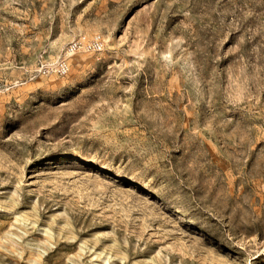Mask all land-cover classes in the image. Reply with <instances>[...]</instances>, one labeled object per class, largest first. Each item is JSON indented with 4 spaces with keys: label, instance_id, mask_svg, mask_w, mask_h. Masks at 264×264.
<instances>
[{
    "label": "rangeland",
    "instance_id": "obj_1",
    "mask_svg": "<svg viewBox=\"0 0 264 264\" xmlns=\"http://www.w3.org/2000/svg\"><path fill=\"white\" fill-rule=\"evenodd\" d=\"M0 264H264V0H0Z\"/></svg>",
    "mask_w": 264,
    "mask_h": 264
},
{
    "label": "built area",
    "instance_id": "obj_2",
    "mask_svg": "<svg viewBox=\"0 0 264 264\" xmlns=\"http://www.w3.org/2000/svg\"><path fill=\"white\" fill-rule=\"evenodd\" d=\"M100 44L101 43L99 41L95 42V45L97 48H100ZM77 48H78V44L71 45L69 48L70 52L68 53L72 54L73 52L77 50ZM46 71L49 73H56L60 76L67 75L69 71V65H68L67 59H62L60 63H58L56 66L48 67Z\"/></svg>",
    "mask_w": 264,
    "mask_h": 264
},
{
    "label": "bare ground",
    "instance_id": "obj_3",
    "mask_svg": "<svg viewBox=\"0 0 264 264\" xmlns=\"http://www.w3.org/2000/svg\"><path fill=\"white\" fill-rule=\"evenodd\" d=\"M68 55H71L70 53H68Z\"/></svg>",
    "mask_w": 264,
    "mask_h": 264
}]
</instances>
